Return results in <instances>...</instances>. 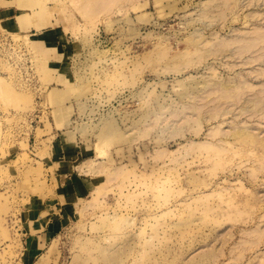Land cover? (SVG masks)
<instances>
[{
    "label": "rangeland",
    "instance_id": "rangeland-1",
    "mask_svg": "<svg viewBox=\"0 0 264 264\" xmlns=\"http://www.w3.org/2000/svg\"><path fill=\"white\" fill-rule=\"evenodd\" d=\"M105 1L28 7L77 30L61 99L56 49L0 20V264H264V0ZM55 129L94 186L32 260Z\"/></svg>",
    "mask_w": 264,
    "mask_h": 264
},
{
    "label": "crops",
    "instance_id": "crops-1",
    "mask_svg": "<svg viewBox=\"0 0 264 264\" xmlns=\"http://www.w3.org/2000/svg\"><path fill=\"white\" fill-rule=\"evenodd\" d=\"M0 1L5 3L0 6V20H2L3 24H10L9 26H12V29L23 34L33 35L36 37L37 42L56 49L58 60L61 62L55 65V68H58V73L54 77L61 76L67 81H65L66 87L64 89L55 87L49 89V95L52 99H61L64 97L62 92L69 89V85H71L68 82L69 77L71 78V73L67 71L66 67L60 70L59 67H63V57L67 56H64L65 52L66 54L68 50L72 52L76 46V38L73 35L74 32L76 35L77 30L72 27L65 29L61 24L38 28L41 25L36 21V17L33 18L31 8H28L33 6L31 3L33 0ZM146 4L147 2L138 4L143 9L140 10L143 16L150 14L146 10ZM50 21L54 23L53 20ZM60 63L62 64L61 66L59 65ZM57 125L61 126L59 122H57ZM51 136L52 139L46 159L54 169L57 194L53 204L47 205L46 208L39 212H34L26 228H24V251L28 259L32 260L43 249L44 244L49 239L54 238L59 232L62 218L57 216V212L62 207H68L76 200L87 196L94 186L87 174H81L78 171L80 162L84 158L92 156L94 154L93 151L88 149L87 146H80L79 143H74L60 130L55 129L52 131Z\"/></svg>",
    "mask_w": 264,
    "mask_h": 264
},
{
    "label": "bare ground",
    "instance_id": "bare-ground-1",
    "mask_svg": "<svg viewBox=\"0 0 264 264\" xmlns=\"http://www.w3.org/2000/svg\"><path fill=\"white\" fill-rule=\"evenodd\" d=\"M103 1H104V0H103ZM108 1L111 2L112 0H107V2H108ZM107 2L105 1V2H102V3H103V5L105 6V4H106ZM110 2H109V3H110ZM100 3H101V2H100ZM102 3H101V4H102ZM104 3H105V4H104ZM109 3H108V4H109ZM99 5H100V4H99ZM103 5H102V6H103ZM102 6H101V7H102ZM106 6H107V5H106ZM101 7H100V8H101ZM97 9H98V8H97ZM102 10H103V9H102ZM102 10H101V11H102ZM110 11H111V10H110ZM129 221H130V220H129Z\"/></svg>",
    "mask_w": 264,
    "mask_h": 264
}]
</instances>
